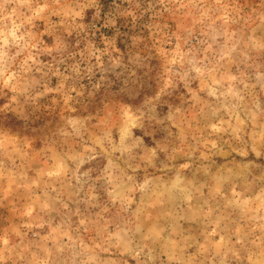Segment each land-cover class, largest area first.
<instances>
[{
	"label": "rangeland",
	"instance_id": "obj_1",
	"mask_svg": "<svg viewBox=\"0 0 264 264\" xmlns=\"http://www.w3.org/2000/svg\"><path fill=\"white\" fill-rule=\"evenodd\" d=\"M0 264H264V0H0Z\"/></svg>",
	"mask_w": 264,
	"mask_h": 264
}]
</instances>
